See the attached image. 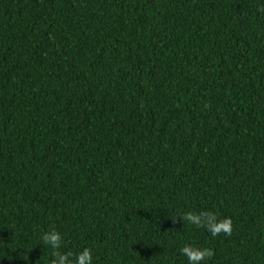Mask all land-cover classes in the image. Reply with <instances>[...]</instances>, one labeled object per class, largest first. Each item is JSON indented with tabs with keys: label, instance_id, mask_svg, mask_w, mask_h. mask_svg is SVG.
<instances>
[{
	"label": "trees",
	"instance_id": "obj_1",
	"mask_svg": "<svg viewBox=\"0 0 264 264\" xmlns=\"http://www.w3.org/2000/svg\"><path fill=\"white\" fill-rule=\"evenodd\" d=\"M85 252L264 264V0H0V264Z\"/></svg>",
	"mask_w": 264,
	"mask_h": 264
},
{
	"label": "clouds",
	"instance_id": "obj_2",
	"mask_svg": "<svg viewBox=\"0 0 264 264\" xmlns=\"http://www.w3.org/2000/svg\"><path fill=\"white\" fill-rule=\"evenodd\" d=\"M215 234V233H214ZM45 239V242L46 243H50L53 247H59V236L58 235H46L44 237ZM185 252H188L189 250L185 249L184 250ZM84 256V258L87 260V264H91V258L90 256L87 254V252H85L84 254H82ZM206 255H210V253H207V252H198V253H195V254H189V259L190 261H199L201 259L204 258V256ZM65 257L61 256L59 258V264H64V261H65ZM79 264H84V260H81L79 262Z\"/></svg>",
	"mask_w": 264,
	"mask_h": 264
}]
</instances>
